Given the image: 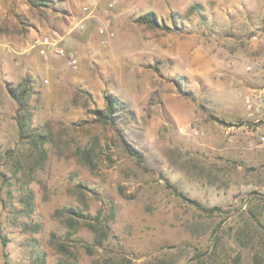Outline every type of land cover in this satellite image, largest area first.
I'll use <instances>...</instances> for the list:
<instances>
[{
	"label": "rangeland",
	"instance_id": "1",
	"mask_svg": "<svg viewBox=\"0 0 264 264\" xmlns=\"http://www.w3.org/2000/svg\"><path fill=\"white\" fill-rule=\"evenodd\" d=\"M0 35V264H264V0H0Z\"/></svg>",
	"mask_w": 264,
	"mask_h": 264
},
{
	"label": "trees",
	"instance_id": "2",
	"mask_svg": "<svg viewBox=\"0 0 264 264\" xmlns=\"http://www.w3.org/2000/svg\"><path fill=\"white\" fill-rule=\"evenodd\" d=\"M38 1H41V0H38ZM144 18H147L146 21L144 22H147V23H154V18L152 17V13H149V14H146V16H144ZM7 91L8 93L11 95V97H13L18 106L20 108H22L24 114H22V119L19 118L18 119V128H19V132L21 135H24V133L26 132V124L24 122L25 121V117L27 114H25L26 112V109H27V102H26V99H27V93H28V87H27V80L24 81L23 83L20 82L17 86L15 87H11L9 85V87L7 88ZM105 102H106V105H105V110L103 109H95L93 112L94 114L98 117V118H102L103 115H106L108 117L111 116V114L113 113L114 111V108L115 106H120V101L118 100V98L110 95V94H106L105 95ZM33 137H37L39 139L40 142H43L44 141V138L42 135L40 134H32ZM120 141L122 143V145L124 146L125 150L134 155L135 157L139 158V155L136 153V151L134 149H132V147H130L124 140L123 137L120 138ZM42 157V156H40ZM175 191H177L175 189ZM177 194L182 197L183 199H186V200H189L191 203H193L195 206H197L199 209H201L202 211H214V210H218L220 209L219 207H212V208H206L202 205H200L198 202H196L195 200H192V199H188L186 198L181 192H177ZM86 225L89 226V228H91L92 230L94 231H98L97 228H96V225L92 222H86Z\"/></svg>",
	"mask_w": 264,
	"mask_h": 264
},
{
	"label": "built area",
	"instance_id": "3",
	"mask_svg": "<svg viewBox=\"0 0 264 264\" xmlns=\"http://www.w3.org/2000/svg\"><path fill=\"white\" fill-rule=\"evenodd\" d=\"M112 6H113V2H110L108 4V7H112ZM85 9H87V7ZM100 31L104 32L106 31V29L102 27L100 28ZM36 43L41 46L39 51L44 56L53 55V56L64 57L68 61L70 66H72L73 68L77 67L78 59L74 52L57 45L55 41H49L47 37L36 41Z\"/></svg>",
	"mask_w": 264,
	"mask_h": 264
},
{
	"label": "crops",
	"instance_id": "4",
	"mask_svg": "<svg viewBox=\"0 0 264 264\" xmlns=\"http://www.w3.org/2000/svg\"><path fill=\"white\" fill-rule=\"evenodd\" d=\"M4 35H0V41H4Z\"/></svg>",
	"mask_w": 264,
	"mask_h": 264
}]
</instances>
